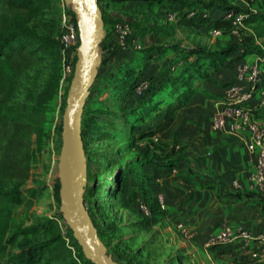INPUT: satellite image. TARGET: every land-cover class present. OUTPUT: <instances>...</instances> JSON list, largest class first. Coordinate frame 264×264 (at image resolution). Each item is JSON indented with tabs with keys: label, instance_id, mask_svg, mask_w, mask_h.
Wrapping results in <instances>:
<instances>
[{
	"label": "rangeland",
	"instance_id": "rangeland-1",
	"mask_svg": "<svg viewBox=\"0 0 264 264\" xmlns=\"http://www.w3.org/2000/svg\"><path fill=\"white\" fill-rule=\"evenodd\" d=\"M25 1L29 4L27 7L16 6ZM63 2L0 0V36L29 32L38 37L33 42H25L31 55L28 64L20 65L17 58L0 60V158L6 142L2 138L13 135V123L31 127L26 136V151L30 156L28 179L19 182L0 177L3 199L0 264H22L21 256L27 244L37 248L33 255L41 262L52 252L59 256L54 260L62 264H78L73 259L74 250L77 253L81 250L76 245L74 250L70 246L66 224L59 211L57 190L62 116L72 78L64 70V54L58 40ZM142 2L128 3L118 10L108 2H101L108 19L129 23L131 32L121 45L110 27L111 51L100 47L103 64H107L115 76L106 73L105 79L95 80L91 100L84 106L89 123L83 139L89 161L85 188L90 190L84 205L101 231L107 254L120 264H234L232 254H214L203 245H197L195 233L191 239L183 236L176 229V223L165 221L163 212L152 218L155 221L152 225L140 212V203L151 210H156L157 205L156 192L150 187L154 185L153 174L144 171V164L155 159L178 161L183 157L185 146L177 141L176 132L140 140L139 132L148 130L155 122L154 114L151 120L125 124L116 107L122 98H118L120 93H114L113 89L119 85L116 71L127 65L142 67V53L149 48L197 47L217 53L236 43L245 57H264V0H229L231 6L247 11L241 12L243 19H249L251 12L261 14L250 23L243 19L236 21L229 31L218 30V35L180 26L175 20L167 21V11L145 7ZM173 62V54L167 52L158 59L153 57L149 65L163 71ZM100 68L101 65L98 70ZM233 71L237 72L235 68ZM227 81L234 82L235 75L230 73ZM121 173L135 183L131 189L126 188L130 200L113 196L119 179L124 178ZM14 189H18V193ZM39 224L46 227L38 229Z\"/></svg>",
	"mask_w": 264,
	"mask_h": 264
},
{
	"label": "trees",
	"instance_id": "trees-1",
	"mask_svg": "<svg viewBox=\"0 0 264 264\" xmlns=\"http://www.w3.org/2000/svg\"><path fill=\"white\" fill-rule=\"evenodd\" d=\"M108 2L115 9H120L121 6L128 3L142 2L145 7L148 8H161L163 12H176L180 11V14L175 19V22L180 26H191L193 28H199L200 31H207L211 33L212 30H223L224 33L229 31L232 27L235 17L240 15L241 12H247L242 8L234 7L229 4V0H98L99 8L102 12L103 29L105 37L100 47L105 46L109 39L110 27L115 29L116 25L125 24L121 20L117 19L110 21L105 15L102 9L101 2ZM28 1L24 3H17L16 6L27 7ZM177 10V11H172ZM165 14V13H164ZM261 13L251 12L249 13V19H243L245 23L253 22L255 16ZM166 15V14H165ZM230 15L229 18L227 16ZM130 27V24L127 23ZM34 34L29 32L11 33L0 36V60L5 58H17L18 63L28 64L30 53L25 42H33L36 40ZM43 42L45 39H40ZM111 45H107V52L111 51ZM241 49L238 44H230L225 48L219 50V52H210L205 49H199L197 47H178V46H165L157 48H149L143 51L142 58L144 59V65L141 67L134 65H127L124 69H118L119 80L118 86H115L113 92H119L118 98H122L116 105L118 108L119 116L125 124L142 122L144 120L152 119L154 114L155 122L152 123L148 130L139 132V139L152 137L157 134H163L173 124L177 113L186 106L191 98L199 93H205L211 99L222 98L224 99V89L233 82H228V77L225 76L229 72L230 68L237 64L242 58L245 57L244 51H238ZM44 54V50H41ZM172 53L175 62L171 63L167 69L161 71V69L152 68L150 60L153 57L157 59L165 53ZM37 58V57H36ZM76 61V59H75ZM101 68L98 70L95 80L105 79L106 73L111 77H114L112 70H108V65L103 64L101 60ZM104 69V71L102 70ZM108 70V72H107ZM220 76H223L220 79ZM145 83L147 86L145 89L138 91V88ZM217 86L220 90L218 94L211 93L209 86ZM92 88L90 89V95L87 99L91 100ZM225 101V100H223ZM226 102V101H225ZM85 108V107H84ZM83 108L81 117V136L82 141L84 139L85 132L88 130L87 112ZM255 117L264 120V107L261 110H253ZM158 117H155L157 116ZM132 126V125H131ZM132 128V127H130ZM31 127L28 124L14 122L12 125L13 135L5 136L2 139L6 140L3 148L2 157L0 158V177L23 182L29 177V165L30 156L26 151L27 142L26 136L30 132ZM1 134V131H0ZM83 148L85 146L83 144ZM86 156L87 170L89 169V161ZM181 160L170 161L165 159L159 161L158 159L151 160V163L144 164V171H151L153 174L152 180L156 176V172H178L180 168ZM124 178L119 179L117 183V189L113 192V196H122L127 200H130L127 194V187L132 188L135 183L132 179H129L124 174H120ZM143 176V175H142ZM88 178V177H87ZM145 178V177H144ZM156 193L158 191L157 185L150 186ZM18 193V189H14ZM59 190V186L57 187ZM88 188H85L83 199L90 192ZM157 197V195H156ZM3 203V199L0 197V206ZM144 204V203H143ZM146 205V204H144ZM147 206V205H146ZM148 207V206H147ZM150 210L151 215L149 217L150 224H154L155 221L152 218L160 216L162 210L159 208L158 200L156 210ZM1 210V209H0ZM87 211L90 218L97 229V233L101 241V231L93 220L88 208ZM145 217V216H144ZM65 226V233L70 240V246L74 250V245L81 250L78 243L73 238L70 229ZM46 225H38V229H44ZM48 243L45 244L46 249ZM230 246L216 245L208 248L211 253L214 254H227L233 255L234 264H264V260L252 259L247 253L240 251L238 248H228ZM37 249L34 246L27 244L21 256L22 264H62L58 261L59 256L50 255L44 262H41L39 257L33 255V250ZM73 259L79 264H86L81 251L77 253L74 250ZM57 257V260L54 258Z\"/></svg>",
	"mask_w": 264,
	"mask_h": 264
},
{
	"label": "crops",
	"instance_id": "crops-1",
	"mask_svg": "<svg viewBox=\"0 0 264 264\" xmlns=\"http://www.w3.org/2000/svg\"><path fill=\"white\" fill-rule=\"evenodd\" d=\"M253 58H242L225 76L231 73L236 78L233 69ZM209 90L218 94L220 89L209 86ZM223 100L199 93L177 113L163 136L176 132L177 141L184 144L181 170L156 172L153 179L156 195L163 197L165 221L183 223L197 235V245L223 225L264 231V186L249 181L255 158L249 133L235 130L231 119L221 130L212 129L213 114L225 104Z\"/></svg>",
	"mask_w": 264,
	"mask_h": 264
},
{
	"label": "water",
	"instance_id": "water-1",
	"mask_svg": "<svg viewBox=\"0 0 264 264\" xmlns=\"http://www.w3.org/2000/svg\"><path fill=\"white\" fill-rule=\"evenodd\" d=\"M74 13L78 29L76 61L61 125L58 162L59 211L86 260L92 264H120L107 254L84 205L87 184L81 117L101 64L100 44L105 32L98 0H63Z\"/></svg>",
	"mask_w": 264,
	"mask_h": 264
},
{
	"label": "built area",
	"instance_id": "built-area-1",
	"mask_svg": "<svg viewBox=\"0 0 264 264\" xmlns=\"http://www.w3.org/2000/svg\"><path fill=\"white\" fill-rule=\"evenodd\" d=\"M63 10L60 14L61 32L59 43L63 51L64 70L68 75L73 74L78 46V29L74 13L63 2ZM178 17L176 12L166 14L167 21H174ZM230 15L227 16L229 18ZM242 14L235 17V21L242 20ZM233 22V23H234ZM114 32L124 45L131 30L127 23L116 25ZM213 35H218V30H212ZM143 83L138 91L146 88ZM224 105L219 106L212 117V129L221 130L227 119L233 122V128L237 131L249 133V149L254 153L252 171L249 181L259 187L264 186V121L255 117L253 110H261L264 107V57H254L252 62H244L237 68L236 78L232 84L224 89ZM160 210H164V201L161 195L157 196ZM140 212L145 217L151 215L146 205H138ZM176 229L185 237L193 238L194 232L183 223H178ZM232 246L247 253L252 259L264 260V231L252 232L244 228H234L231 225H223L213 234L208 235L203 242L204 249L212 246Z\"/></svg>",
	"mask_w": 264,
	"mask_h": 264
}]
</instances>
